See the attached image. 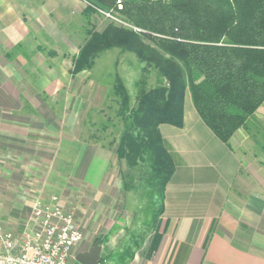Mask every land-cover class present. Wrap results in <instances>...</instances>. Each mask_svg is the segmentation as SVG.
Masks as SVG:
<instances>
[{"label":"rangeland","instance_id":"1","mask_svg":"<svg viewBox=\"0 0 264 264\" xmlns=\"http://www.w3.org/2000/svg\"><path fill=\"white\" fill-rule=\"evenodd\" d=\"M111 21L128 24L84 0H0V225L30 229L35 200L57 195L83 232L68 264H81L76 257L97 241L106 264H117L112 256L127 247L137 252L134 239L145 244L160 203L139 169L132 174L139 185L125 189L130 174L116 154L123 121L113 92L118 72L135 105L142 89L157 84V71L116 48L73 72L90 31ZM14 28L26 34L19 46ZM256 137L264 147V124Z\"/></svg>","mask_w":264,"mask_h":264},{"label":"trees","instance_id":"2","mask_svg":"<svg viewBox=\"0 0 264 264\" xmlns=\"http://www.w3.org/2000/svg\"><path fill=\"white\" fill-rule=\"evenodd\" d=\"M84 1L93 12L113 10L128 25L111 21L101 32L90 31L74 73L93 68L101 53L116 48L136 54L157 71V84L142 89L135 105L118 72L113 83L123 121L116 154L130 174L125 189L139 185L132 174L141 170L144 189L159 197L156 225L175 171L160 126H183L187 92L200 117L225 143L264 104V0ZM144 239H134L137 250ZM135 255L127 247L112 259L128 264ZM106 263L102 258L100 264Z\"/></svg>","mask_w":264,"mask_h":264},{"label":"crops","instance_id":"3","mask_svg":"<svg viewBox=\"0 0 264 264\" xmlns=\"http://www.w3.org/2000/svg\"><path fill=\"white\" fill-rule=\"evenodd\" d=\"M263 124L264 104L225 143L186 95L183 126H160L175 163L163 214L128 264H264Z\"/></svg>","mask_w":264,"mask_h":264},{"label":"built area","instance_id":"4","mask_svg":"<svg viewBox=\"0 0 264 264\" xmlns=\"http://www.w3.org/2000/svg\"><path fill=\"white\" fill-rule=\"evenodd\" d=\"M30 224L31 228L22 232L0 225V264H68L83 232L60 198H37Z\"/></svg>","mask_w":264,"mask_h":264},{"label":"water","instance_id":"5","mask_svg":"<svg viewBox=\"0 0 264 264\" xmlns=\"http://www.w3.org/2000/svg\"><path fill=\"white\" fill-rule=\"evenodd\" d=\"M101 252V242L97 241L90 251L79 254L76 259L81 264H100L102 258Z\"/></svg>","mask_w":264,"mask_h":264}]
</instances>
